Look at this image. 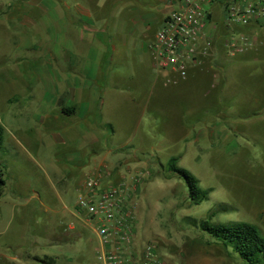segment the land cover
Returning <instances> with one entry per match:
<instances>
[{
  "label": "rangeland",
  "instance_id": "1",
  "mask_svg": "<svg viewBox=\"0 0 264 264\" xmlns=\"http://www.w3.org/2000/svg\"><path fill=\"white\" fill-rule=\"evenodd\" d=\"M37 20L50 38V17ZM35 28L27 32L39 42ZM104 32L97 30L98 40L115 41ZM263 33L262 29L258 34ZM14 41L15 33L0 24L4 128L0 161L5 165L0 168L6 181L0 198L3 250L15 247L23 256H56L57 264H102L95 254L97 236L90 224L84 225L83 217L76 216L75 203L84 180L103 171L111 182H125L134 207L135 240L154 242L165 264H245L199 224L202 220L249 223L264 237V59L260 55L259 61L252 55L241 57L236 74H231L235 78L231 96H221L210 91V70L187 82L152 89L151 76L138 68L139 58L134 62L133 55L121 53L118 64L109 67L107 81L92 84L102 100L90 120L52 111L53 93L42 96L39 83L20 77L23 68L17 58L31 62L26 56L37 51L18 50ZM215 59H220L218 51ZM227 63L230 69L234 65ZM89 127L99 133L98 142L89 144L83 136L90 133ZM177 155L178 166L209 191L198 205L188 199L184 182L166 171V161Z\"/></svg>",
  "mask_w": 264,
  "mask_h": 264
},
{
  "label": "crops",
  "instance_id": "2",
  "mask_svg": "<svg viewBox=\"0 0 264 264\" xmlns=\"http://www.w3.org/2000/svg\"><path fill=\"white\" fill-rule=\"evenodd\" d=\"M174 4V0H0V24L5 30L15 33L14 42L18 50L37 51L31 57L26 56L31 62L17 58V61L21 62L19 66L23 68L20 77L32 78L34 81L31 83H39L44 91L42 96L51 91L53 96L50 97L49 106L52 111L60 114L84 117L83 119L89 117L91 120L95 110L101 109L98 101L102 100L101 92L96 93L94 90L96 87L92 84L107 81L108 69L118 64V56L121 53H125L126 56L133 55L134 62L139 58L138 68L151 76L152 89L156 85L165 89L187 82L191 77L195 79L197 76L209 74L210 70L212 76L210 91L221 93V96L226 93L231 96V84L235 82L231 74L233 72L236 74L238 66L242 63L241 57L252 55L253 60L259 61L260 55L264 59V33L258 34L262 29L264 32V24L229 25L225 21L223 11L225 0L211 4L208 7L210 21L204 30L212 39L213 49L211 48L212 51L210 49L209 54L202 56L198 62L191 64L185 77H179L164 70L157 71L149 48L156 33L155 27L158 25L159 28ZM41 16H48L51 19L52 36L48 39L47 33L43 31V25H39L37 20ZM34 27H36L34 34L40 38L39 42L33 40L27 32ZM109 27L112 31H109L110 37H115V41L98 40L97 30L103 29L104 33H107ZM231 35L237 38L246 35L250 44L240 52L231 53L225 44ZM258 48H261L260 52H256ZM217 51L220 53L219 60L215 59ZM210 60L212 65L209 64ZM231 61L234 65L230 69L227 62ZM166 77L172 79V82L167 83ZM203 95L208 96L209 93ZM246 98L247 95H244V99ZM135 99L137 98L131 97V101ZM63 109L71 111L70 114L63 112ZM47 112L42 113V119ZM230 115L236 117L237 113L230 112ZM91 128L89 127L90 133L83 135L89 144L100 140L99 133L94 134ZM79 130L81 131L80 128ZM0 165L5 167L3 161H0ZM83 223L89 226L84 220ZM69 229L73 230L74 227L71 226ZM80 233L79 230L74 235L79 236ZM24 258L32 259L36 263L48 259L46 264H57L58 261V257H48L46 254L43 258L36 254L23 256L15 247L3 250L0 244V264H27Z\"/></svg>",
  "mask_w": 264,
  "mask_h": 264
},
{
  "label": "built area",
  "instance_id": "3",
  "mask_svg": "<svg viewBox=\"0 0 264 264\" xmlns=\"http://www.w3.org/2000/svg\"><path fill=\"white\" fill-rule=\"evenodd\" d=\"M218 1L174 0L150 43L156 68L185 77L191 64L209 54L213 43L204 29L210 21L208 7ZM223 11L229 25L264 24V0H225ZM225 44L233 53L250 41L246 35H231ZM124 183H113L97 171L84 180L75 203L76 216L97 236L96 258L102 264H165L154 242L135 240L134 207Z\"/></svg>",
  "mask_w": 264,
  "mask_h": 264
},
{
  "label": "trees",
  "instance_id": "4",
  "mask_svg": "<svg viewBox=\"0 0 264 264\" xmlns=\"http://www.w3.org/2000/svg\"><path fill=\"white\" fill-rule=\"evenodd\" d=\"M63 112L70 114L71 111ZM4 128L0 124V151L4 149ZM179 155L171 156L165 163L166 171L181 179L187 189V196L191 203L198 205L208 198L209 191L202 189L188 170L178 166ZM6 181L3 170L0 168V198L3 194ZM200 229L206 232L218 243L237 255L245 264H264V237L255 225L249 223H212L202 220Z\"/></svg>",
  "mask_w": 264,
  "mask_h": 264
}]
</instances>
